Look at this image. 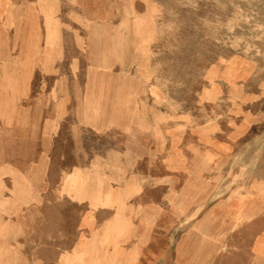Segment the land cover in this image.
Masks as SVG:
<instances>
[{
    "label": "rangeland",
    "instance_id": "obj_1",
    "mask_svg": "<svg viewBox=\"0 0 264 264\" xmlns=\"http://www.w3.org/2000/svg\"><path fill=\"white\" fill-rule=\"evenodd\" d=\"M4 1L2 264H264V0Z\"/></svg>",
    "mask_w": 264,
    "mask_h": 264
},
{
    "label": "bare ground",
    "instance_id": "obj_2",
    "mask_svg": "<svg viewBox=\"0 0 264 264\" xmlns=\"http://www.w3.org/2000/svg\"><path fill=\"white\" fill-rule=\"evenodd\" d=\"M1 3H5L4 0H0V4ZM37 11L42 15L43 18V22L46 28V34H45V38H44V42H45V49L46 48H51L52 47V41H53V20H52V10H51V6L49 5L47 0H37ZM7 7V6H6ZM5 10L8 11V8H5ZM10 12V10H9ZM38 13V14H39ZM12 12H11V17H12ZM15 16V15H14ZM17 17V16H16ZM36 19V18H35ZM38 19V18H37ZM22 34V33H21ZM95 34V33H93ZM25 38V45L21 48V52H27L26 54H32L37 46V40L35 37H32V35L29 34H24L22 35ZM100 51H102V49H100ZM101 64V63H99ZM138 95V94H137ZM80 112V111H79ZM1 125V124H0ZM3 147V146H2ZM195 151H197V149H193ZM209 152L206 149L203 153H202V161L200 164H194L192 167H199V165H203L204 167L199 168V170H203L205 167H207V163L211 162L212 159H210L208 157ZM209 158V159H206ZM234 160V159H233ZM3 160H0V163ZM190 161V160H189ZM234 162L238 163L237 161L234 160ZM184 166H185V162H184ZM6 168L5 170L8 171V169H11L10 167H4ZM12 170V169H11ZM9 176V175H7ZM195 179V178H194ZM204 189V186H202L201 184H199L198 182H196V180H192L190 181L189 178H187V180L185 181V186L182 189V191L180 192V194L182 196H185V199L189 198V196H196L198 195L201 190ZM18 195V193H17ZM20 195V194H19ZM18 197V196H17ZM121 210V209H120ZM262 210V208H259L257 211L258 213H260ZM29 217V216H28ZM116 220V219H115ZM130 222V221H129ZM143 222V221H142ZM213 221H211L210 224H212ZM220 222H217V225H221L218 224ZM117 225V224H116ZM131 225V224H130ZM116 231V230H115ZM124 249V248H123ZM134 251V250H133ZM127 252V251H126ZM1 253V252H0ZM85 254V253H83ZM198 254V252H197ZM3 260L0 258V264H2Z\"/></svg>",
    "mask_w": 264,
    "mask_h": 264
},
{
    "label": "crops",
    "instance_id": "obj_3",
    "mask_svg": "<svg viewBox=\"0 0 264 264\" xmlns=\"http://www.w3.org/2000/svg\"><path fill=\"white\" fill-rule=\"evenodd\" d=\"M148 141H146L145 143H144V145H145V147H146V149H150V150H152L153 148H152V144H151V138L150 139H147ZM204 144V143H203ZM205 145V144H204ZM207 149H208V152L210 153V154H212L213 156H214V159H216L217 161H215V165L213 166V169H216V168H218V167H220L221 166V164L223 163L222 161L224 160V159H222V157H221V155L219 154V151H217L216 149H214L213 147H210V146H208L207 145ZM214 150V151H213ZM171 151V149L167 152V154H166V157H165V162L167 163V164H169L170 165V167H174V169H181V167H183V164H184V159L179 155V153H173V154H170L169 152ZM116 170H118L119 171V168L118 167H116ZM202 171V170H201ZM201 171L199 170V171H197V172H195V174H194V177H195V180H196V182H198L199 184H201L202 186H204L205 188H213V185H206V184H204V183H202V182H200L199 181V179H198V176H199V174L201 173ZM18 174H19V172H18ZM115 179L117 180V181H119V180H121L120 178H118V177H115ZM130 185L133 187V188H136L137 189V187H136V185H134V184H131L130 183ZM141 210H142V208H141ZM214 214V213H213ZM179 215V217L181 218V215L180 214H178ZM210 218V220H212L213 219V217H209ZM215 225H217V224H215ZM223 225V224H222ZM222 225H220V226H222ZM214 226V225H213ZM212 228V227H211ZM210 232H211V230H210ZM133 233H136V227L134 228V232ZM210 239H211V235H210ZM197 252H199V246H195V247H193V248H191V249H188V250H185V253L186 254H188V255H190L191 254V256L192 257H197L196 255H197ZM201 261V260H200Z\"/></svg>",
    "mask_w": 264,
    "mask_h": 264
}]
</instances>
